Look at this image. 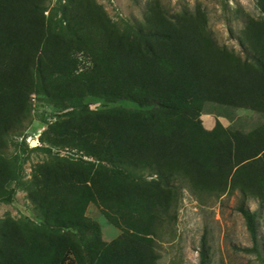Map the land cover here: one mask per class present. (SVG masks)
Listing matches in <instances>:
<instances>
[{"label":"trees","instance_id":"16d2710c","mask_svg":"<svg viewBox=\"0 0 264 264\" xmlns=\"http://www.w3.org/2000/svg\"><path fill=\"white\" fill-rule=\"evenodd\" d=\"M46 1L0 0V201H10L5 185L20 177L4 154L30 118L31 93L70 109L32 148L49 154L26 187L38 221H0V264H157L174 232L178 180L264 197V121L244 131L207 130L200 120L208 104L264 116V16L245 24L241 61L188 10L154 5L144 24L120 27L93 0H68L52 26ZM88 97L113 106L92 110ZM53 146L81 154L63 157ZM89 203L118 237L102 238ZM237 210L253 240L245 250L255 251L256 213L243 203Z\"/></svg>","mask_w":264,"mask_h":264},{"label":"rangeland","instance_id":"374dc122","mask_svg":"<svg viewBox=\"0 0 264 264\" xmlns=\"http://www.w3.org/2000/svg\"><path fill=\"white\" fill-rule=\"evenodd\" d=\"M74 1V0H73ZM101 5L105 14L120 27L144 24L147 9L158 5L170 14L188 10L195 17L206 20L212 38L219 46L226 47L242 61L244 48L240 44L243 30L248 20L257 21L264 16L259 0H93ZM45 15L53 18L54 26L61 19L59 8L68 0H47ZM57 26V25H56ZM244 46H248L247 43ZM92 110L111 107L95 97H88ZM31 114L25 123L24 131L10 138L4 154L20 167L18 180L9 181L5 187L12 190L8 202L0 201V221L13 220L38 221L37 211L28 199L27 181L34 164L44 161L49 154L43 150H32L41 146L40 136L52 122L67 114L70 109L52 103L39 92L30 95ZM208 113H202V126L211 130L216 123L231 129L249 131L264 121V116L251 109L237 108L220 104H208ZM34 142L35 144H31ZM53 154L76 158L81 154L74 147L53 146ZM182 186L176 211V222L170 239L159 244L160 257L157 264H200V250L206 251L207 264H264V197L252 193V189L241 192L230 184L224 191L214 189L212 183L198 184L191 180H178ZM205 183V182H201ZM264 191V180L259 182ZM243 203L256 213L258 245L252 248L244 219L237 210ZM85 214L97 222L101 236L111 241L119 236L121 230L109 222L98 204L89 203Z\"/></svg>","mask_w":264,"mask_h":264},{"label":"water","instance_id":"95a60500","mask_svg":"<svg viewBox=\"0 0 264 264\" xmlns=\"http://www.w3.org/2000/svg\"><path fill=\"white\" fill-rule=\"evenodd\" d=\"M31 144H35L34 142H31Z\"/></svg>","mask_w":264,"mask_h":264}]
</instances>
